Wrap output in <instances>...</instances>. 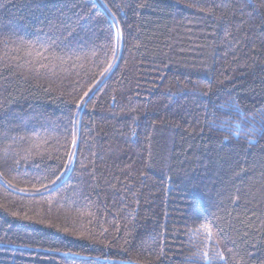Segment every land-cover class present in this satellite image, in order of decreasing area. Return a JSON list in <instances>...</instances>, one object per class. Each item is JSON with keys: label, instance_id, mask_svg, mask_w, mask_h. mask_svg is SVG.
<instances>
[{"label": "trees", "instance_id": "1", "mask_svg": "<svg viewBox=\"0 0 264 264\" xmlns=\"http://www.w3.org/2000/svg\"><path fill=\"white\" fill-rule=\"evenodd\" d=\"M0 264H264V0H0Z\"/></svg>", "mask_w": 264, "mask_h": 264}]
</instances>
